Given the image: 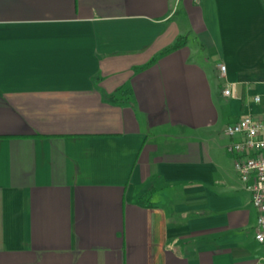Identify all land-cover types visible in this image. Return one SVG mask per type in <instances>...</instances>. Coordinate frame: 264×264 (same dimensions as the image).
Masks as SVG:
<instances>
[{
  "label": "crops",
  "instance_id": "obj_1",
  "mask_svg": "<svg viewBox=\"0 0 264 264\" xmlns=\"http://www.w3.org/2000/svg\"><path fill=\"white\" fill-rule=\"evenodd\" d=\"M263 110L264 0H0V264H264Z\"/></svg>",
  "mask_w": 264,
  "mask_h": 264
},
{
  "label": "built area",
  "instance_id": "obj_2",
  "mask_svg": "<svg viewBox=\"0 0 264 264\" xmlns=\"http://www.w3.org/2000/svg\"><path fill=\"white\" fill-rule=\"evenodd\" d=\"M226 73V67L221 66ZM229 99L237 97V86L229 84L223 91ZM255 102H261L260 97ZM230 139H236L229 151L235 156V169L239 179L252 198V204L258 212L255 230L256 241L264 248V110L262 118L245 116L225 129Z\"/></svg>",
  "mask_w": 264,
  "mask_h": 264
},
{
  "label": "trees",
  "instance_id": "obj_3",
  "mask_svg": "<svg viewBox=\"0 0 264 264\" xmlns=\"http://www.w3.org/2000/svg\"><path fill=\"white\" fill-rule=\"evenodd\" d=\"M182 45H183L182 42H178V43L175 44L174 46H172V47H170L169 49H167V50L165 51V53H168V52H171V51H173V50H176V49L180 48Z\"/></svg>",
  "mask_w": 264,
  "mask_h": 264
},
{
  "label": "rangeland",
  "instance_id": "obj_4",
  "mask_svg": "<svg viewBox=\"0 0 264 264\" xmlns=\"http://www.w3.org/2000/svg\"><path fill=\"white\" fill-rule=\"evenodd\" d=\"M185 38H183V37H181V38H179V40H178V42H181V41H183ZM191 41V44H195V42H194V40L192 39V40H190Z\"/></svg>",
  "mask_w": 264,
  "mask_h": 264
}]
</instances>
